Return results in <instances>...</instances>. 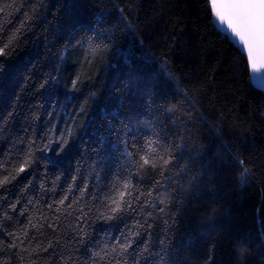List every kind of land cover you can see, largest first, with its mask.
<instances>
[{"label": "trees", "instance_id": "obj_1", "mask_svg": "<svg viewBox=\"0 0 264 264\" xmlns=\"http://www.w3.org/2000/svg\"><path fill=\"white\" fill-rule=\"evenodd\" d=\"M5 44L0 264H239L234 244L264 264V92L208 0H15ZM149 146L163 176L138 170ZM129 179L132 207L106 220Z\"/></svg>", "mask_w": 264, "mask_h": 264}, {"label": "snow or ice", "instance_id": "obj_2", "mask_svg": "<svg viewBox=\"0 0 264 264\" xmlns=\"http://www.w3.org/2000/svg\"><path fill=\"white\" fill-rule=\"evenodd\" d=\"M211 11L218 22V26L232 39H234L246 53L247 63L251 71L256 74L258 77L261 73H264V0H210ZM15 6V0H0V14H3L7 8ZM100 18L97 17L99 22ZM8 45L5 44L4 47H0V56L6 55V49ZM117 55H122L118 52ZM143 60L148 63L149 58L147 55H144ZM153 60L154 58L151 57ZM125 63H128V60L125 59ZM75 84V81L73 82ZM261 84H264V80L260 81ZM11 113L9 114V116ZM102 118L113 122L116 118V113L111 114L106 113L103 109L101 110ZM66 146V142L62 147ZM127 156L132 157L133 153L126 150L125 153ZM29 156L20 163L19 167L15 169L16 175L11 176V179H16L20 173L26 171V169L31 165L32 160ZM133 164H136L137 161L133 160ZM170 164V160L164 158L159 153L154 146H149L146 154L139 156L138 170H156L159 168L160 175L163 176L165 173V168ZM247 174L241 176V185L247 183ZM75 179V177H74ZM143 179V178H142ZM148 179L151 180V174H149ZM9 176L5 175L0 179V186L9 183ZM167 181H164L162 185L160 181H157L153 185V189L149 190V196L152 195V191H158L160 187L166 188ZM86 187V186H85ZM123 188L125 191H120L118 196L110 200L109 204L106 206L110 213L105 217L106 220L111 221L116 217L117 213L121 211H128V208L132 207V193L131 191L127 192L129 199L125 200L126 190L132 189L131 179L127 183H124ZM135 189H133L134 191ZM135 200L139 201L140 197H135ZM61 204L64 203L62 200ZM145 203H148L147 197H145ZM127 204V207H125ZM152 208L155 209V203L152 202ZM49 207H52L49 205ZM13 211L16 208V205H11ZM160 212H164V208L159 209ZM149 215H152L149 212ZM5 218H10L7 212L4 213ZM77 222L83 226L87 224V213H83L80 217H77ZM167 223V219L165 220ZM52 227V225H48ZM163 243V242H161ZM130 247V242L128 244L122 245L123 251L127 252ZM212 257H209V264Z\"/></svg>", "mask_w": 264, "mask_h": 264}, {"label": "clouds", "instance_id": "obj_3", "mask_svg": "<svg viewBox=\"0 0 264 264\" xmlns=\"http://www.w3.org/2000/svg\"><path fill=\"white\" fill-rule=\"evenodd\" d=\"M160 201L161 203L167 204L169 202L168 195L166 193L161 194ZM218 210V207L216 205H213L210 211L207 213L208 219H213ZM200 215H205V213H200ZM233 250L236 253V259L239 264H244L246 256L251 254L248 247L243 244H234Z\"/></svg>", "mask_w": 264, "mask_h": 264}, {"label": "water", "instance_id": "obj_4", "mask_svg": "<svg viewBox=\"0 0 264 264\" xmlns=\"http://www.w3.org/2000/svg\"><path fill=\"white\" fill-rule=\"evenodd\" d=\"M209 2V5H210V0H208ZM210 8H211V5H210ZM212 13V11H211ZM212 18H213V21H214V24L215 26L224 34L228 37V39L244 54L246 60H247V57H246V53L243 51L242 47L234 40L232 39L230 36H228L219 26H218V22L215 20L213 14H212ZM248 64V63H247ZM249 67V66H248ZM249 73H250V79H251V82L253 84L254 87H256L257 89L261 90L262 92H264V84H261L260 81L264 80V73H261L259 75V77L254 74L250 67H249Z\"/></svg>", "mask_w": 264, "mask_h": 264}]
</instances>
